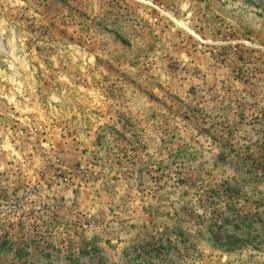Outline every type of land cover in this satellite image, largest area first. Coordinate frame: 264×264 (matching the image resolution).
Instances as JSON below:
<instances>
[{
  "label": "rangeland",
  "instance_id": "1",
  "mask_svg": "<svg viewBox=\"0 0 264 264\" xmlns=\"http://www.w3.org/2000/svg\"><path fill=\"white\" fill-rule=\"evenodd\" d=\"M0 264H264V0H0Z\"/></svg>",
  "mask_w": 264,
  "mask_h": 264
}]
</instances>
